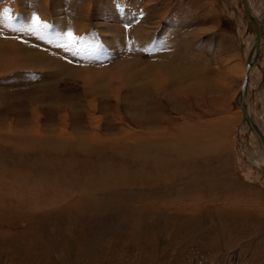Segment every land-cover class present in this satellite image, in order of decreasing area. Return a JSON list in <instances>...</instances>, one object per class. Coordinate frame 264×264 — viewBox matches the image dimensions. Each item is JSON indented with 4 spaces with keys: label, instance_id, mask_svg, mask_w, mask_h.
<instances>
[{
    "label": "rangeland",
    "instance_id": "1",
    "mask_svg": "<svg viewBox=\"0 0 264 264\" xmlns=\"http://www.w3.org/2000/svg\"><path fill=\"white\" fill-rule=\"evenodd\" d=\"M254 2L264 16V0ZM2 4L8 15L0 12V137L55 141L96 133L110 143H94V135L92 147L69 143L52 151L0 140V264H264V172L245 159L248 106L245 98L244 107L236 99L243 88L244 52L251 47L240 0ZM32 15L40 20L36 31ZM68 31L74 40L67 39ZM22 40L33 42V56L56 51L32 61L25 55L30 50L22 53L13 45ZM260 41L263 60L253 71L249 95L252 115L264 130V23ZM59 58L69 66L58 65ZM171 76L175 84L166 85ZM195 80H202L197 89L189 83ZM155 85L164 92H149ZM91 114L92 126L100 127L79 129ZM151 121L157 128L147 125ZM195 123L211 129L203 146L195 144L204 153L186 142ZM227 128L234 132L220 137ZM150 130L162 132L172 145L115 143L127 134L132 138L130 131ZM257 146L250 143L255 160L262 152Z\"/></svg>",
    "mask_w": 264,
    "mask_h": 264
},
{
    "label": "bare ground",
    "instance_id": "2",
    "mask_svg": "<svg viewBox=\"0 0 264 264\" xmlns=\"http://www.w3.org/2000/svg\"><path fill=\"white\" fill-rule=\"evenodd\" d=\"M241 1V3H242V5H243V8H244V10H245V12H246V14H247V17H248V21H247V25H248V29H249V31H250V33L251 34H249L250 35V39H248L249 41H251V47L249 48H247V50L248 51H246V52H244L245 53V61H244V63H243V68H242V70H241V74H242V77H243V83L245 84L244 85V88H242V91H240L239 93H237L236 95V99H237V102H239V105L241 106V107H244V102H243V99L245 98L246 99V103H247V106H248V114L249 115H247V117L245 118L246 119V122L249 124L248 126H249V130H248V132L251 134H247V132H244L245 133V139H246V137H247V141H246V145H247V151H246V149H245V151H246V153H244V156L246 157H244L245 159H246V161H248V162H250L251 160V162H257V166L256 167H258V168H260L263 172H264V154L262 153L263 151H264V130L262 129V127H260V125H259V123H258V120L256 119V116L255 115H252L254 112H252V110H251V108L253 107V103H252V100H251V97H250V95H251V93H250V95H249V90L251 89L249 86H250V83H251V81H252V74H253V71H254V69H256V70H258L257 68H259V67H261L260 65H261V61L263 60V58H261L262 57V55H261V51H260V49H261V44H262V42L260 41V33H261V25L264 23V16H261V15H259V13H261V12H259V11H261V9H262V5L259 3L258 5H256V3L254 2V0H240ZM6 2V1H5ZM4 2V3H5ZM3 3V0H0V12H1V15L2 16H4V8H3V6H4V4H2ZM262 4H264L263 2H262ZM254 22V23H253ZM39 27V26H38ZM142 31V30H141ZM255 31H257V33L255 32ZM40 34V33H39ZM41 35V34H40ZM84 35V34H83ZM36 39V38H35ZM33 43V42H32ZM32 43L31 42H28V41H20V42H16V44L14 43L13 45H14V47L16 48V50H19L20 52H27V51H29V53L28 54H25L26 55V58L27 59H30V60H32V61H35V60H37L38 58H42V60H43V57H44V59L45 58H47V57H49V56H51V54L53 55V51H56V50H50V55L48 54V55H45L46 53H43V56L42 57H40V56H37L38 54H39V51H38V53H36L37 55H34L33 56V51H35V49L33 48V47H29L30 45L32 46ZM249 44H250V42H249ZM248 45V44H247ZM5 46V45H4ZM250 46V45H249ZM6 47V46H5ZM14 47H9V48H11V49H14ZM1 48V47H0ZM39 50H40V47L38 46L37 47ZM42 49V48H41ZM56 49H58V48H56ZM42 51V50H41ZM1 52V51H0ZM49 52V51H48ZM13 54V53H12ZM34 54H35V52H34ZM170 54V53H169ZM10 55V54H9ZM39 55H41V54H39ZM56 57V56H55ZM57 57H59V56H57ZM14 58V57H13ZM19 58V57H18ZM77 58H79V57H77ZM22 59V58H21ZM21 59H19V60H21ZM47 59H49V58H47ZM54 59V58H53ZM64 59V58H63ZM62 59V61L60 60V58H59V60L57 59V61L56 62H58V65L61 63V65L60 66H63V67H68L67 66V61L66 60H63ZM168 59V58H167ZM171 60H173L172 58H170ZM169 59V60H170ZM262 59V60H261ZM14 60V59H13ZM16 60V59H15ZM26 60V59H25ZM12 61V60H11ZM41 61V60H40ZM50 62H51V60H49ZM20 62V61H19ZM41 62H43V61H41ZM46 62V61H45ZM43 63V65H46V63ZM53 63V62H52ZM10 64H13L12 62L10 63ZM37 64H38V62H37ZM162 64H165V65H167V62H162ZM247 64H250V68H249V70H248V72L247 73H245V71H246V66H247ZM71 65V64H70ZM74 65V64H73ZM154 65V64H153ZM47 66H48V64H47ZM28 67V66H27ZM38 67V66H37ZM149 67L151 68V69H149ZM148 67V71L150 72V74L152 75V74H155V73H152V71L153 72H157V71H155V69L150 65ZM166 67H168L170 70H173L174 69V67H172V66H166ZM30 68V67H29ZM92 69H93V67H92ZM66 70V69H65ZM175 70V69H174ZM173 70V71H174ZM72 71V70H71ZM70 71V73L71 74H74L75 75V73L76 74H78V72H71ZM147 71V73H149ZM259 71V70H258ZM264 71V70H263ZM255 72V71H254ZM66 74H67V72H65ZM159 73V72H158ZM260 73V72H259ZM149 74V75H150ZM157 74V73H156ZM155 74V75H156ZM160 74V73H159ZM68 75H70V74H68ZM264 75V74H263ZM61 76V75H60ZM71 76V75H70ZM131 76V75H130ZM129 76V77H130ZM134 76V75H133ZM156 77V76H155ZM203 77V76H202ZM131 78V77H130ZM138 78V77H137ZM144 78V77H143ZM151 78H152V76H151ZM157 78V77H156ZM167 78V77H166ZM198 78V77H197ZM197 78H195V79H197ZM145 79H147V77H145L144 78V80ZM157 79H159V78H157ZM164 79V78H163ZM162 79V80H163ZM171 79H174L172 76L171 77H169V78H167L166 79V81H165V84L166 85H168L169 83H173V84H175V82L174 81H171ZM194 80V79H193ZM195 81H197V80H195ZM202 80H199V81H197V83L195 84V85H193V82L191 83V82H189L191 85V87L192 86H195V89H197V86H199L198 84L201 82ZM124 82V81H123ZM127 84V83H126ZM148 84V83H147ZM145 86V85H144ZM157 86H159V85H155V86H152L151 87V90H148L149 92H159V93H162V92H164L161 88H158ZM161 86V85H160ZM164 86V85H163ZM190 86H187V93H189L188 95H190V92H192V90H191V87ZM149 87H150V85H149ZM148 87V88H149ZM165 87V86H164ZM100 88V87H99ZM102 88V87H101ZM147 88V89H148ZM165 88H167V87H165ZM173 88V87H172ZM250 88V89H249ZM144 89V88H143ZM169 89H171V88H169ZM136 90H138V89H136ZM146 90V89H145ZM145 90H142L143 92H145ZM173 90V89H172ZM147 92V91H146ZM166 92V91H165ZM173 92L174 91H172V94H173ZM203 92H205V90H203L202 92H201V94L203 93ZM240 94V95H239ZM151 95V94H150ZM176 95V94H175ZM175 95H173V97H175ZM139 96V95H138ZM151 96H153V95H151ZM158 96V95H157ZM194 97V96H193ZM151 98V97H150ZM177 98V97H176ZM195 98V97H194ZM249 99V100H248ZM150 100V99H149ZM148 100V101H149ZM146 101H147V99H146ZM154 101V100H153ZM156 101H158V100H156ZM168 101V100H167ZM194 101V100H193ZM181 102V101H180ZM252 104H251V103ZM151 103V102H150ZM250 103V105L251 106H249L248 104ZM156 105H157V103H155ZM158 104H160V102L158 101ZM172 104H173V102H172ZM191 105V104H190ZM166 106V105H165ZM155 107V106H154ZM151 108V107H150ZM176 108V107H175ZM96 109V108H95ZM145 109V108H144ZM159 109H161V108H159ZM149 110V109H148ZM151 111V110H150ZM96 112V111H95ZM175 113V112H174ZM90 114V113H89ZM197 114V113H196ZM155 115V114H154ZM157 115V114H156ZM145 117H148L147 115L145 116ZM199 118V117H198ZM88 119H89V124L87 125V126H83L82 128H79V129H85V130H88L89 128L91 129V131H93L94 129H97V128H99L100 126H92V119H93V115L91 114V115H89L88 116ZM144 120H145V118H143ZM142 119V120H143ZM160 118H155V121L156 120H159ZM169 119V118H168ZM175 119H177V118H175ZM182 119H183V117H182ZM193 119V118H192ZM161 120V119H160ZM189 120H191V119H189ZM203 120V119H202ZM162 121V120H161ZM161 121H156V123L159 125V124H161ZM165 121V120H164ZM166 121H169V120H166ZM176 121V120H175ZM188 121V120H187ZM197 120H195L194 122H196ZM125 122V121H124ZM151 122H153V121H151ZM171 122H173L172 120H171ZM171 122H168V123H171ZM193 122V123H194ZM199 122V121H198ZM200 122H204V121H200ZM209 122H212V121H209ZM147 123V122H146ZM155 122H153V123H150V124H147V125H149L150 127H154V128H157V126H155V124H154ZM185 123V122H184ZM191 123V122H190ZM190 123H188V124H190ZM197 123V122H196ZM195 123V124H196ZM215 123V122H214ZM231 123V122H230ZM229 123V124H230ZM163 124V123H162ZM173 124V123H172ZM172 124H170V126L172 125ZM179 124V123H178ZM186 124V123H185ZM199 124V123H198ZM201 124V123H200ZM235 124V123H234ZM233 124V125H234ZM93 125H95V123H94V121H93ZM143 125V124H142ZM146 125V124H145ZM176 125V124H175ZM205 125H209V124H202V127L201 126H198L197 124L196 125H194V124H192V126L193 127H191V128H189L190 130L189 131H187V132H189V133H187L185 136L186 137H188L189 138V140L187 141L184 137H182L180 140L182 141V142H184L185 143V140H186V142H188V143H191L190 145H192V148H193V150H194V152L195 153H202L203 151V149H201V148H196L195 147V144L196 145H201V146H203L204 145V143H205V140H204V137L205 138H207V137H209L210 136V133H209V131H211V129H208L207 128V126H205ZM218 125V124H217ZM224 125V124H223ZM228 125V124H227ZM66 126V125H65ZM196 126V127H195ZM203 126H205V128L203 127ZM214 126H216L215 124H214ZM129 127V126H128ZM172 127V126H171ZM186 128H188L187 126H185ZM200 127V128H199ZM219 127V126H218ZM218 127H215V128H218ZM224 127V126H223ZM244 127V126H243ZM165 128V127H164ZM178 128H179V126H178ZM229 128V127H228ZM226 129L227 131L225 132H222V133H219L220 134V137H221V134H222V136L224 137V138H227V136H229L230 135V131L231 132H234V131H232V130H230L229 131V129ZM233 128H236L235 126H233ZM141 129V128H140ZM182 130H183V128H181ZM204 129V130H203ZM219 129V128H218ZM217 129V130H218ZM66 130V129H65ZM131 130H133V129H131ZM146 130H148V129H146ZM159 130V129H158ZM161 130H163V129H160V131ZM172 130H174V129H172ZM177 130V129H176ZM233 130H236V129H233ZM102 131V130H101ZM135 131V130H134ZM149 131V130H148ZM151 131V130H150ZM168 131V130H167ZM167 131H165V133L167 132ZM83 132H85V131H83ZM175 131H173L172 133L171 132H169V134H173ZM178 132V131H177ZM1 133V132H0ZM3 133V132H2ZM91 133V132H90ZM100 133V132H99ZM130 133H133L134 135L132 136V138H129L128 137V134L126 135V136H124V137H121V138H118V140L115 142L116 144H120L121 146H120V148H130V147H134L135 145H131L133 142L135 143V144H137L138 145V147H140V146H142L143 148H149V149H152V148H162V147H166L167 145H172V143L170 142V141H168L167 139H163V138H161V136H163V133L162 132H159V131H151V132H148V133H144V132H140V133H138V132H132V131H130ZM229 133V134H228ZM96 134V133H95ZM94 133H91V135H89V136H82V137H74V136H71L70 134H69V136L67 137V139L66 138H56L55 139V141L54 140H52V139H50V138H47L46 140L45 139H43V138H39L38 139V137H36V136H30V135H15V136H10V137H7V138H4V137H0V140H1V143H2V141H4L5 140V143L6 144H8V143H10V144H12L13 145V142H17V144L21 147V145H20V143H23V144H25L28 148L29 147H32V146H35L37 143V145H40V146H42V147H45V148H48V147H51L50 148V150H52V151H54V149H57V150H60L61 149V147H59L60 145H62V146H66V147H68L70 144H72L71 146L73 147V148H82L83 149V147L84 148H87V146H86V144H88L89 143V145L92 147V145H96V144H93L92 142L94 141V139H96L95 137H94V135H95ZM168 133H167V135H169ZM178 134V133H177ZM177 134H174V135H177ZM193 134H196V135H193ZM255 134V136H254V138L255 139H257V141H256V143L255 142H253V135ZM39 135V134H38ZM131 135V134H130ZM232 135H234V134H232ZM66 136V135H65ZM98 139H96V142H94V143H98V142H100V141H102L103 140V142H104V144H108V143H110L109 142V140H104V139H102L103 138V135L101 134V135H99L98 134V136L97 135H95ZM119 136H121V135H119ZM177 136H179V135H177ZM193 136L195 137V138H193ZM83 137H85V138H83ZM170 137V136H169ZM107 138V137H106ZM170 138H173V137H170ZM191 138V139H190ZM130 139H132L131 141H129ZM175 139V138H174ZM179 140V139H178ZM191 141V142H190ZM209 143H212V139H209V140H207ZM252 141V142H251ZM4 143V144H5ZM70 143V144H69ZM133 143V144H134ZM194 145H193V144ZM250 143H252L253 144V147L254 148H256L255 146H257V143H258V148L259 149H261V145H262V152H261V156H259V159L258 160H255V158H253L251 155H252V153L253 152H255V150H251L252 148L250 147ZM9 144V145H10ZM189 145V144H188ZM15 147V146H14ZM136 148V150L137 149H139V148ZM198 147V146H197ZM4 148V147H3ZM7 148H8V145H7ZM33 148V147H32ZM134 148V149H135ZM220 148H221V146H220ZM11 149V148H10ZM13 149V148H12ZM186 149H188V148H186ZM257 149V148H256ZM8 150V149H7ZM46 150V149H45ZM71 150H73V149H71ZM85 150V149H84ZM88 150V149H87ZM140 150V149H139ZM141 150L144 152V150L141 148ZM140 150V151H141ZM147 150V149H146ZM159 150V149H158ZM9 151V150H8ZM20 151V150H19ZM75 151V150H74ZM78 151V150H77ZM92 151V150H91ZM116 151V150H115ZM115 151L113 152L114 154H117V153H115ZM153 151V150H152ZM16 152H17V150H16ZM67 151H65V153H66ZM70 152V151H69ZM72 152V151H71ZM79 152V151H78ZM119 154H122V151L119 149ZM130 152V151H129ZM135 152V151H134ZM147 152V151H146ZM155 152V151H154ZM158 152H161L160 150L158 151ZM157 152V153H158ZM208 152V151H207ZM13 153H14V150H13ZM31 153V152H30ZM34 153V152H33ZM81 153V152H80ZM86 153H88L89 154V152H86ZM86 153L84 152V156L86 155ZM92 154H94L93 153V151L91 152ZM90 153V154H91ZM95 153H96V151H95ZM111 153V152H110ZM123 153H125V150H123ZM204 153V152H203ZM22 154V153H21ZM28 154V153H27ZM76 154V153H75ZM81 154H83V153H81ZM144 154V153H143ZM141 155V157L143 158V156H145L146 157V155L144 154V155ZM167 154H169V152L167 153ZM173 154L174 155H172V157L173 156H175L176 157V155H175V153L173 152ZM177 154V153H176ZM11 156H12V154H10ZM18 155V154H17ZM78 155H79V153H78ZM95 155V154H94ZM123 155L124 154H122V156L121 157H123ZM125 155H127V154H125ZM155 155H157V154H155ZM179 155V154H178ZM49 156V155H48ZM87 156V155H86ZM134 156V155H133ZM149 156H151V157H153L152 155H149ZM148 156V157H149ZM168 156H170V155H168ZM187 156V155H186ZM202 156V155H201ZM250 156L252 157V158H250ZM254 156V155H253ZM257 156V155H256ZM13 157V156H12ZM28 157V156H27ZM40 157V156H39ZM44 157V156H43ZM64 157V156H63ZM80 157V156H79ZM117 157H119V156H117ZM125 157V156H124ZM140 157V156H139ZM171 157V156H170ZM169 157V158H170ZM175 157H174V159H175ZM70 158V157H69ZM85 158H87V157H85ZM131 158H133V157H131ZM155 158H156V156H155ZM165 158H166V156H165ZM178 158V157H177ZM189 158V157H188ZM192 158H194V157H192ZM191 158V159H192ZM29 159V158H28ZM35 159V158H34ZM38 159H42L41 157L40 158H38ZM134 159V158H133ZM182 159V158H181ZM184 159V158H183ZM197 159H199V158H197ZM32 160V159H31ZM35 160H37V159H35ZM71 160H73V159H71ZM80 160H82V159H80ZM125 160V159H124ZM123 160V161H124ZM141 160H144V159H141ZM146 160V159H145ZM149 160V159H148ZM152 159H150V161H151ZM163 160V159H162ZM170 160V159H169ZM193 160V159H192ZM255 160V161H254ZM42 161V160H41ZM155 161V160H154ZM153 161V162H154ZM172 161V160H171ZM188 161V160H187ZM21 162V161H20ZM19 161H18V163H20ZM67 162H69V161H67ZM132 162V161H131ZM146 162H147V160H146ZM153 162H149V163H153ZM155 162H157V161H155ZM164 162H166V160L164 161ZM169 162V161H168ZM176 162H178V163H180L181 164V162L183 163V161H176ZM33 163V162H32ZM46 162H44V164H45ZM83 163V162H82ZM84 163H86V162H84ZM87 163H89V162H87ZM93 163V162H92ZM112 163V162H111ZM123 163H125V162H123ZM129 163V162H128ZM163 163V162H162ZM171 163V162H170ZM177 163V164H178ZM17 164V163H16ZM66 164V163H65ZM147 164H148V162H147ZM146 164V165H147ZM158 163H155V165H157ZM165 164V163H164ZM173 164V163H172ZM176 164V163H175ZM198 164H199V162H198ZM48 165V164H47ZM46 165V166H47ZM67 165V164H66ZM92 165H94V164H92ZM161 165V164H160ZM171 165V164H170ZM200 165V164H199ZM28 166H29V163H28ZM109 166H111V165H109ZM188 166V165H187ZM202 166V165H201ZM201 166L199 167V166H197V168L199 167V168H201ZM32 167H33V165H32ZM36 167V166H35ZM71 167V166H70ZM154 167V166H153ZM159 167H162V165L161 166H159L158 165V167L157 168H159ZM202 167H205L204 165L202 166ZM49 168V167H48ZM122 168V167H121ZM125 168V167H124ZM170 168V167H169ZM188 168H190V167H188ZM198 168V169H199ZM123 169V168H122ZM164 169V168H163ZM172 168H170V170H171ZM39 170V169H38ZM37 170V171H38ZM96 170V169H95ZM200 170V169H199ZM198 170V171H199ZM202 170V169H201ZM36 171V172H37ZM121 171V170H120ZM61 172V171H60ZM69 172V171H68ZM114 172V171H113ZM158 172H160V171H158ZM163 172V171H162ZM52 173V172H51ZM155 173V172H154ZM161 173V172H160ZM174 173V172H173ZM179 173V172H178ZM38 174V173H37ZM59 174V173H58ZM61 174V173H60ZM158 174V173H157ZM162 174V173H161ZM176 174V173H175ZM187 175V174H186ZM160 176V175H159ZM158 176V177H159ZM174 176V175H173ZM177 176V175H176ZM194 176V175H193ZM75 177V176H74ZM188 177V176H187ZM149 180V179H148ZM147 180V181H148ZM146 181V182H147ZM152 181V180H151ZM190 181V180H189ZM145 182V181H144ZM224 184V183H223ZM106 186H107V184H106ZM127 186V185H126ZM211 186V185H210ZM219 187V186H218ZM3 189V188H2ZM1 189V190H2ZM107 189V188H106ZM105 189V190H106ZM103 191V190H102ZM101 191V192H102ZM3 193V192H2ZM6 194V193H5ZM4 196H6V195H4ZM102 196H100V198H101ZM105 197V196H104ZM3 198H5V197H3ZM203 198V197H202ZM204 199V198H203ZM1 200H3V202H5V200L4 199H0V201ZM101 200H103V199H101ZM202 200V199H201ZM55 201V200H54ZM2 202V201H1ZM203 202V201H202ZM200 203H201V201H200ZM199 203V204H200ZM4 205V204H3ZM191 207V206H190ZM196 207V206H195ZM184 209H186V208H184ZM190 209V208H189ZM195 209V208H194ZM180 210H182V209H180ZM254 210V209H253ZM184 211V210H183ZM192 212V211H191Z\"/></svg>",
    "mask_w": 264,
    "mask_h": 264
},
{
    "label": "snow or ice",
    "instance_id": "3",
    "mask_svg": "<svg viewBox=\"0 0 264 264\" xmlns=\"http://www.w3.org/2000/svg\"><path fill=\"white\" fill-rule=\"evenodd\" d=\"M4 15L5 16L8 15L7 11H5ZM31 21H32V25H33L32 31H36L37 29H36L35 26L40 24L39 17L36 16V15H32L31 16ZM43 27H48V25L44 24ZM66 36H67V39L70 40V41L75 39V37H74V35H73V33L71 31H68ZM61 46H65V45H61Z\"/></svg>",
    "mask_w": 264,
    "mask_h": 264
},
{
    "label": "water",
    "instance_id": "4",
    "mask_svg": "<svg viewBox=\"0 0 264 264\" xmlns=\"http://www.w3.org/2000/svg\"><path fill=\"white\" fill-rule=\"evenodd\" d=\"M253 23H254V22H253ZM255 32L257 33V31H255ZM249 68H250V64H247L245 73L248 72ZM244 85H245V84L243 83V88H244ZM241 91H242V89H241Z\"/></svg>",
    "mask_w": 264,
    "mask_h": 264
}]
</instances>
